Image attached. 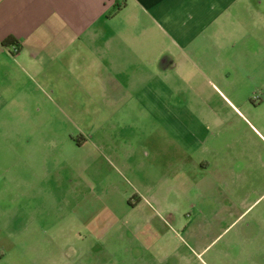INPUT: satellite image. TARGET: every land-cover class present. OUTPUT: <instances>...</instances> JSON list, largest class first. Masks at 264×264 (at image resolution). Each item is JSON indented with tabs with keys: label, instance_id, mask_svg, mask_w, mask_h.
Segmentation results:
<instances>
[{
	"label": "rangeland",
	"instance_id": "rangeland-1",
	"mask_svg": "<svg viewBox=\"0 0 264 264\" xmlns=\"http://www.w3.org/2000/svg\"><path fill=\"white\" fill-rule=\"evenodd\" d=\"M208 45L171 75L157 62L132 103L76 71L67 91L0 114V264H264V42ZM213 150L209 193L191 167L179 191L159 189L163 170L138 156Z\"/></svg>",
	"mask_w": 264,
	"mask_h": 264
},
{
	"label": "crops",
	"instance_id": "crops-1",
	"mask_svg": "<svg viewBox=\"0 0 264 264\" xmlns=\"http://www.w3.org/2000/svg\"><path fill=\"white\" fill-rule=\"evenodd\" d=\"M10 37L16 43L5 45ZM221 37L239 47L264 42V0H0V114L67 91L76 71L96 77L108 100L132 103L139 91H150L157 62L171 75L204 45L219 46ZM238 58L247 59L243 52ZM210 154L194 161L186 151L138 156L163 170L154 180L159 189L172 184L179 191L191 167L205 176L197 177L196 188L209 193L220 183L211 174L219 155ZM143 163H136L138 173ZM225 179V189L234 190ZM137 200L133 208L142 202ZM147 206L149 216H160L154 204Z\"/></svg>",
	"mask_w": 264,
	"mask_h": 264
},
{
	"label": "trees",
	"instance_id": "trees-1",
	"mask_svg": "<svg viewBox=\"0 0 264 264\" xmlns=\"http://www.w3.org/2000/svg\"><path fill=\"white\" fill-rule=\"evenodd\" d=\"M14 43H16V40L13 37L5 41V45H13Z\"/></svg>",
	"mask_w": 264,
	"mask_h": 264
},
{
	"label": "built area",
	"instance_id": "built-area-1",
	"mask_svg": "<svg viewBox=\"0 0 264 264\" xmlns=\"http://www.w3.org/2000/svg\"><path fill=\"white\" fill-rule=\"evenodd\" d=\"M13 48H14L15 50H17V47L14 46Z\"/></svg>",
	"mask_w": 264,
	"mask_h": 264
}]
</instances>
